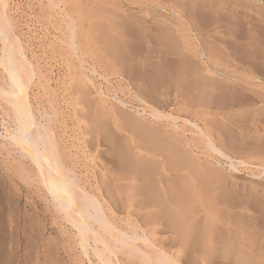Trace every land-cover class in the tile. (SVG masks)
<instances>
[{"label": "rangeland", "instance_id": "1", "mask_svg": "<svg viewBox=\"0 0 264 264\" xmlns=\"http://www.w3.org/2000/svg\"><path fill=\"white\" fill-rule=\"evenodd\" d=\"M9 1L27 64L34 70L38 65L50 79L48 89L39 77L32 84L35 112L39 116L38 105L49 110L62 136L59 145L67 164H75L99 202L105 199V207L114 209L109 214L119 226L129 229L130 234L129 221L137 220L158 245L177 256L180 264H233L217 255L207 256L200 248H182L176 230L166 219L147 221L148 213L156 208L148 205L144 191L126 189L135 184L142 188L145 180L123 166L122 156L115 151L124 148L135 160L147 158L159 165L166 161L164 167H157L161 173L155 178L169 186L178 179L182 186V180L199 176L195 179L199 184L192 181L199 225L207 228L202 225L205 218L212 222L218 218L214 222H218L217 228L232 236H255L261 239L259 247L264 251V0ZM69 21L78 35L72 36ZM78 80L88 95L77 91ZM51 103L57 112L52 111ZM153 111L174 115L161 118ZM5 116L0 106V132H5L6 126L15 132V121ZM91 116L102 119L115 138L110 139L106 131L97 134L94 130L92 134L88 127L96 118ZM194 121L208 128L216 145L232 158L194 139L201 137L199 132H191ZM176 124L179 129H175ZM142 131L168 134L169 155L153 151L152 141L151 146L149 143L153 135ZM143 136L150 138L147 141ZM175 146L199 165L189 163L184 168L181 161L177 163L173 157L176 150H171ZM1 147L0 264H102L100 245L94 244L93 238L92 262L82 253L77 230L35 179L42 180L35 165L10 144ZM182 161L184 165L189 162ZM191 167L199 169L195 171L201 175H195ZM206 172L214 173L207 177ZM179 184L175 185L179 188ZM238 225L246 230L238 231ZM210 234L206 230V238ZM113 263L148 264L141 254L133 257L122 253H114Z\"/></svg>", "mask_w": 264, "mask_h": 264}, {"label": "bare ground", "instance_id": "2", "mask_svg": "<svg viewBox=\"0 0 264 264\" xmlns=\"http://www.w3.org/2000/svg\"><path fill=\"white\" fill-rule=\"evenodd\" d=\"M68 26H69V28H71L72 36L78 35L77 29L72 26L70 21L68 22ZM14 28H15L14 27V17H13V13L11 11L10 1L9 0H0V70L2 72L1 78H0V106H1L2 110H4L5 115L9 119L12 118V120H14L16 123L15 132L11 131L8 126H6L4 128L5 132H0V137H3L2 138L3 140L0 139V145H2V147L5 148V146H8V144H10L11 146L14 147V149L16 148L20 152V154L27 157V159H29L31 161V164L35 165L33 168L35 170H37L38 175H41L42 180L40 181V179H37L36 177H35V179L40 183V185L42 187L45 188L44 190L47 192V194L54 201L55 206L58 209V212L60 211L63 213L64 219L67 221V223L69 222L70 225L75 229V231L77 230V233L81 238L80 246H81L82 253L85 256H87L90 261H91V249H90V242L91 241L90 240L93 238L94 244L96 243V244L100 245V248H98V249L100 250L99 253H100L102 264H114L113 263L114 253L127 254V255L133 256V257L136 256V254H141L142 259L144 261H146V263L148 262V264L149 263H151V264H180V261L178 260L177 256H175L173 254L171 255V253L169 254L166 251V249H163V247L158 245L154 240L155 238L153 239V237L148 234L147 230L143 229L144 226L142 228L137 224V220H136V223H133L132 220L129 221L128 226H130L129 228L131 229L130 234H129V229L125 230L126 228L124 229L123 227L119 226L118 225L119 223L117 224L115 221L116 219L114 220L113 217L109 214V211L114 212L113 211L114 209L112 210V208H109V207L106 208L105 207V203H106L105 199H101L102 201L100 200L101 202H99V200H98L99 197H97V195L95 196V194H93L91 192V190L89 189V187L87 185V182L83 181V178H82L81 174L78 172L77 168L75 167V164H74V166H70L67 164L65 154L61 150L60 145H59L62 136L60 134V131L54 126V124H53L54 122H52V117H51L52 115H50L49 110L46 109L45 107H43V105L42 106L38 105V107H36L37 111L39 112V116H38L37 113L35 112L34 103L31 100L32 97L30 96L32 84H33L36 77H39L40 80L41 79L45 80L44 89H48L50 79H48L49 77L47 76L46 73L40 71V68L38 65H36L37 68H35V70H34L33 68H31L27 64L26 54L21 49L22 41L19 38V36H17V34L15 33ZM214 80L216 81V79H214ZM75 86H76V89L78 92L84 93L85 95H88L89 92L83 86V83L81 81L78 80L76 82ZM48 92H49V90L47 91V93ZM83 99H86V97ZM89 99L91 100V98H89ZM89 99H88V101H89ZM79 103L80 102H76L75 105H78ZM51 105H52V103H51ZM155 108L156 107H154V109ZM52 111L54 113L57 112V110L55 109V107L53 105H52ZM96 114L98 115V113H96ZM152 114L154 116H160L161 118H167V119H171L170 117H172L174 115L173 112L168 114V113L161 112V111H158V112L153 111ZM102 115L100 117H102V119H103ZM93 116H91V117H93ZM175 116H177V115H175ZM7 117H6V119H7ZM85 117L87 118V116H85ZM97 117H99V116H97ZM97 117H95L96 119L93 117V120L95 119L94 122L92 120H90L93 122V125L88 127L89 130L92 129V134H93L94 130L96 131V133L101 132V131H104V133H105V131H106V132H108L109 138L113 140L115 137L113 136L112 133L109 132V130L107 129V125L106 124L104 125L103 121H101L102 119L100 120ZM146 117H148V116H146ZM177 118H179V115L177 116ZM136 119H134V120L138 121V118H136ZM127 120L129 121V119H127ZM145 120H146V118H145ZM131 121H133V118H132V120H130V122ZM135 121H134V123H135ZM138 122L139 123H137V122L136 123L140 124V121H138ZM175 123H177V122H175ZM130 124H132L131 126H134L133 123H130ZM142 124L145 125L144 122ZM192 124L194 125L195 128L191 129V132L196 133V134L199 132V135H201L200 138H194V139H198L199 142L205 143L207 145L208 149H210V148L216 149L217 148V150L220 152V154L222 156L232 158V156L229 155L227 152H225L224 149H221L223 147L220 148L218 145H216L213 134H211V132L209 131L208 128H204L199 123L197 124L196 121H194ZM143 125L142 126L137 125V126L145 128ZM139 127H138V129H139ZM170 127H172V126H170ZM176 127L178 128L180 126H178V124H176L175 129H176ZM131 129H132V127H131ZM133 129L135 130V128H133ZM139 130L141 131V130H147V129L140 128ZM148 131H144V132L142 131L141 133L142 134L148 133ZM154 131L155 130H153L152 132H154ZM132 133H131V135H133ZM141 133L139 132L138 134L142 135ZM160 133H163V132H160ZM160 133L159 132L158 133H156V132L152 133L153 136L150 135L151 133H148L149 134L148 136H150V137L152 136L149 143L152 141L151 143L153 144V146H152L153 151H155L156 153H158L160 155H161V152H165V154L164 153L163 154L166 155L167 154L166 152H168V149H170L169 144H171V143L168 142V134L166 136H163ZM97 134H99V133H97ZM136 134H137V132L134 133L135 136H136ZM140 137L142 138V136H140ZM143 137L145 139L147 136L146 137L143 136ZM150 137L146 138L145 140L148 141V139ZM165 137L167 138V140ZM153 138H154V141H153ZM172 138H170V139H172ZM151 143H150V146L152 145ZM215 145H216V147H215ZM75 146H77V145H75ZM80 148L82 149V147H80ZM10 149H11V147H10ZM123 149L124 148H122V149L117 148L115 151L116 154L119 155V157L122 156L124 164L122 161L121 162H122L123 166L126 164L128 166V169H131V172H129V173H134L132 175L139 176L143 180H145V184H143L144 187H142V188H140V186L139 187L136 186V184H135V186H129V188H126V189H128L129 192L130 191L131 192L144 191L142 193H144L146 195V200L148 202V205L156 208V211L154 213H152V214L148 213L147 221L153 222L156 220L158 221L159 219H164V220L166 219L169 222L170 226L174 230H176L175 232L179 236L178 238L180 239V243L183 246L182 248H189V247H191L193 249H199L200 248L204 252L203 254H205L207 256L217 255L220 257V259L225 258V259L231 260V262L233 264H264V251H262V248L259 247L261 239H259V241H260L259 242L257 239H255L254 235H253L254 238L253 237H247L246 235H244V237H243L242 233L235 235V236H232V235H230V233L228 231H224L222 229L217 228V227H219L218 222L216 225L214 222H216L218 220V218H216L217 220L215 221V217L212 218V216H211V218L213 219V222H212V220H209V218H208V220L205 218V221L207 220V222H205V221L202 222V225L205 224V227H207V228H204L203 227L204 225L203 226L199 225V223L196 219V216L198 215L197 212H199V210H197L198 206L196 205L197 204V197H195L193 194L194 189H195L193 187V185H194V183L197 182L196 180L199 178V176H196L197 179L194 176H193L194 178L190 177L193 180L196 179L194 183L192 182L193 180L192 181L191 180L189 181L187 179L182 180V186L180 185L181 183L180 184L178 183L180 181V179H178L179 181L176 180L177 183H175V184H179V186H180L179 188L175 184H171L169 186L168 184H166L167 183L166 181H163V182H166L165 184L169 186V189H168L165 187L164 183L160 182L161 178H159L160 181H159V179L157 180L155 178L156 175L161 173V171H158L159 169L157 168L161 164L159 165V163H156L155 161H153L151 159L149 160L147 158L146 159L140 158V159L135 160L134 158H131V155L128 152L124 151ZM125 149H127V148H125ZM173 149H175L176 151H177V149H178V151L180 150V148H177V146H175V148H172L171 150H173ZM85 150H87V148H85ZM171 150L169 151L170 153H171ZM175 150H173V151H175ZM181 150H180V152H181ZM2 151H4V150H2ZM14 152H16V151H14ZM77 152H79V151H77ZM175 152H174L175 156L173 155V157H175L174 159L177 163H178V161H181L180 163L183 164L182 160H184V161L187 160L185 162L189 161L185 165L180 164L181 166H184V168L189 163H190V165H195V166L197 165L196 163H198V165L200 163V162H195L194 159H192L193 156H190L192 160H189V158H188L189 155L187 156V158L185 156H183V155H186L185 154L186 152L184 154L179 153V152L175 153ZM82 153H84V152H82ZM73 155H74V153H73ZM168 155H169V153H168ZM168 155H166V156H168ZM16 157L14 156V158H16ZM17 158H16V160H17ZM161 159L165 161V158L162 157ZM170 159L171 160L169 163H171V161L173 160L172 157H170ZM75 161H76V159L74 160V162ZM238 161H239V159H238ZM246 161L247 160H242L240 162L246 163ZM19 163L21 164V161ZM164 163L162 165H164ZM23 164H24L23 165L24 167H27L25 163H23ZM126 165L124 167H127ZM162 165L160 167H164ZM231 166L235 169L238 168V166L235 164V162L232 163ZM176 167H177V165H176ZM201 167L202 166L199 167L200 170L203 169V167L202 168ZM187 168L189 169V167H187ZM191 168H193V170H192L193 172H196V173H194L195 175H199V174L201 175V173L197 174V171L199 169L195 168L197 170V171H195L194 167H191ZM28 169H30V168H28ZM24 170L25 169H23V172H25ZM26 171H27V168H26ZM192 171H190V172H192ZM193 172H192V175H193ZM198 172H200V171H198ZM211 173H214V172H211ZM211 173H207V177H208V174L210 176ZM30 174L32 175L31 172H30ZM216 174H217V172H216ZM29 175H28V179H29ZM31 175H30V179L33 178V177H31ZM204 175H205V173H204ZM219 175H220V173H219ZM26 176H27V174H26ZM212 176H214V175L212 174ZM202 177H200V178H202ZM221 177H222V172H221ZM157 178H158V176H157ZM162 178H164V177H162ZM179 178H181V177H179ZM85 179H87V178L85 177ZM31 180H34V179H31ZM170 181H172V180H170ZM173 181H175V180H173ZM202 181H203V179H202ZM202 181H201V183H202ZM171 183H173V182H171ZM39 189H41V188H39ZM108 189H109V187H108ZM111 191L112 190H110V192ZM111 195L113 196V194H111ZM196 195H199V194H196ZM199 197L200 196H198V198ZM214 197H215V195H214ZM214 197H212V198H214ZM231 199L233 200V198H231ZM240 199H241V197H240ZM207 200H208V198H207ZM215 200H217V199H215ZM234 200L236 202H238L239 199H234ZM53 201H51V202H53ZM198 201H201V199H199ZM239 202H240V200H239ZM205 203H206V201H205ZM244 203H245V201L243 202V204ZM230 204L228 203V205H230ZM235 205H236V203H235ZM212 206H213V204H212ZM200 212H201V210H200ZM227 216H229V215H227ZM242 222H243V220H242ZM1 223H2L1 227L3 229V223H4L3 220ZM241 223H240V225H241ZM229 224H230V222H229ZM213 227L217 228V229H214ZM254 227H256V226L254 225ZM231 228H232V226L230 227V229ZM236 228H238V231H240L242 229V228L239 229L240 228L239 225ZM246 228L249 229V227H246ZM140 229H142V230H140ZM205 229L208 230V233H211L210 235L212 237L209 235L206 238V235H205L206 230ZM204 230H205V232H204ZM233 231H235V230H233ZM241 231H243V230H241ZM250 234H253V233H250ZM256 235H258V234H256ZM2 238L4 240H5V238L3 236H1V241L3 243L4 240ZM179 239H178V241H179ZM96 247H97V245H96ZM197 251H199V250H197ZM139 259H141V258H139ZM138 261H140V260H138Z\"/></svg>", "mask_w": 264, "mask_h": 264}]
</instances>
